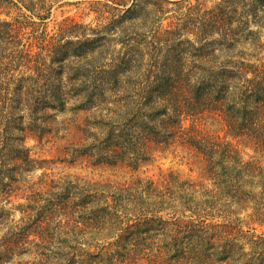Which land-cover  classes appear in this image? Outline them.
Returning a JSON list of instances; mask_svg holds the SVG:
<instances>
[{
  "label": "trees",
  "instance_id": "1",
  "mask_svg": "<svg viewBox=\"0 0 264 264\" xmlns=\"http://www.w3.org/2000/svg\"><path fill=\"white\" fill-rule=\"evenodd\" d=\"M70 1L7 0L18 10L41 12L38 16L42 21L48 19V13L43 12H52L57 4L71 5ZM210 1L171 2L175 8L169 6V0L74 2L88 3L92 12L119 14L117 22L124 26L144 20L152 34L151 40H146L155 45L147 68L139 74L141 79L127 82L123 77L130 69L123 68L122 78L113 73L114 82L108 83V89L115 92L114 105L122 103L113 111L120 118L110 116L106 120L109 130L103 140L105 147H98L108 164L138 168L139 163L148 161L145 150L141 157H131L135 154L123 144V139L133 142V127L137 126L146 139L196 149L204 158L205 178L210 184L183 180L174 172L160 181L136 178L127 184L87 181L71 175L53 180L51 185L46 182V192L35 191L27 204L20 205L21 220L0 241V264H12L15 256L24 254L33 257L18 264H123L137 256L150 264H264V236L236 234L243 233L239 222L249 223L234 218L256 200L259 207L255 208L254 223L264 226V166L255 159L245 161L230 142L203 134L195 126L184 128L182 123L186 117L214 113L223 120L230 136L246 140L264 153V58L258 55L263 49L260 29L264 28V0H214L208 8ZM169 12L177 15L167 16ZM168 19L171 21L164 26ZM155 24L161 26L153 28ZM0 26L12 25L5 21ZM19 28L14 23L15 46L21 38L16 32ZM125 34L116 41L124 43ZM242 40L246 49H241ZM165 46L177 52L158 58ZM62 48L51 50L61 63L71 51ZM77 50L84 51L81 47ZM99 54L97 51L92 59ZM61 71L60 67L59 74ZM58 80H49L51 93L45 97V107H59L62 112L97 108L90 84L74 76L66 81L68 86ZM129 87L133 96H138L136 111L123 100ZM71 92L80 104L67 109L66 97ZM81 94L85 100H78ZM109 110L108 106L96 111L101 122ZM147 117H164L163 124L158 126ZM14 153V172L9 167L8 171L16 180V174L21 175L23 167L33 161L24 143L15 146ZM2 169L0 165V172ZM200 194L204 199L198 198ZM243 237L250 239L251 250L240 242Z\"/></svg>",
  "mask_w": 264,
  "mask_h": 264
},
{
  "label": "rangeland",
  "instance_id": "2",
  "mask_svg": "<svg viewBox=\"0 0 264 264\" xmlns=\"http://www.w3.org/2000/svg\"><path fill=\"white\" fill-rule=\"evenodd\" d=\"M77 1L79 0L70 1L73 2L71 5H55L52 12H43L48 13V19L42 21L38 16L41 12L18 10L14 8L13 2L0 0V22L7 21L12 25L9 28L0 26V165L3 166L0 172V241L14 228V223L21 220L23 214L20 205L27 204L35 191L46 192L48 184L51 185L53 180H61L68 175L87 181L127 184L136 178L160 181L174 172L183 180L210 184L205 178L204 158L196 149L186 144L165 145L150 138L146 139L137 126L133 127V142L130 144L123 139V144L135 154L131 157L139 158L146 151L148 161L139 163L138 168L108 164L106 154L98 147H105L103 140L109 130L106 120H110V116L116 120L118 115L113 111H117L122 104L114 105L115 92L108 89V83L114 82L113 73L122 78L123 68L130 69L123 77L127 82L141 79L139 74H143V70L147 68L155 45L146 40V37L151 40L152 34L147 31L149 29H146L147 23L144 24V20L138 19L135 21L137 24L124 26L117 22L119 14L115 16L112 12H92L88 3L74 4ZM169 1V6L175 8L171 2L182 0ZM214 3V0L210 1L207 7L211 8ZM141 14L144 15L143 12ZM176 15V12L167 14L173 18ZM148 19L149 22L152 21L151 15ZM18 21L24 23L19 24ZM170 21L171 19L164 20L162 24L167 26ZM25 22H30L29 26H25ZM14 23L20 26L16 30L21 37L17 46L14 45ZM160 26L155 24L153 28ZM250 28L257 29L253 25ZM137 31L138 35L135 33ZM124 32L127 36L125 42H117L116 38L123 37ZM260 33L263 49L258 55L264 58V28L260 29ZM101 39H105L104 42ZM62 45V51H71L70 56L67 59L65 57L61 63L56 61L57 54L55 57L51 55V50L55 51ZM240 46L241 49H246L245 41L242 40ZM78 47L84 49L83 53L78 50L75 52ZM247 49L252 51L250 46ZM168 50H171L168 46L161 47L158 58L177 52ZM97 51L101 54L92 59ZM60 67L62 71L59 74ZM72 76L91 85L93 96L97 100L94 105L97 108L78 112L69 110L74 104H80V101L76 102V98L72 97L73 92L66 97L68 110L65 112L59 107H45V97L49 95L48 92L51 93L49 80L59 83L58 78H61L62 83L68 86L66 81ZM122 86L124 85H119ZM63 90L69 93L65 87ZM128 92L132 93L127 96ZM85 94L78 96V100H85ZM101 94L103 96L100 97ZM136 97L130 87L123 97L124 102L134 111ZM86 106L90 107L91 103H86ZM108 106L110 110L105 113V121L101 122L102 117L96 115V111ZM163 118L147 117L146 120L159 126L163 124ZM182 123L184 128L195 126L203 134L230 142L240 151L245 161L255 159L264 166V153L253 149L246 140L230 136L223 120L214 113L207 111L186 117ZM23 143L29 149L33 163L25 165L23 173H17L14 180L8 167L14 172V147ZM204 197L198 195L199 199ZM222 198L217 201L221 202ZM262 201L264 203V196ZM255 202L256 200L249 202V209L234 217L240 218L244 224L249 223L243 225L239 222V229L243 233L236 231V234L246 233L248 237L264 236V226L254 223L255 208L259 207ZM240 242L251 250L249 238L243 237ZM26 248L31 249L32 245H27ZM32 257L31 254L17 255L12 264ZM150 263L137 256L125 260L123 264Z\"/></svg>",
  "mask_w": 264,
  "mask_h": 264
}]
</instances>
